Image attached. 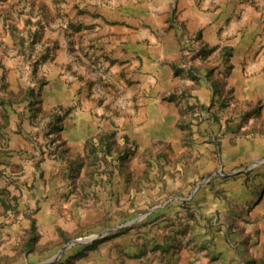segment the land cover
I'll list each match as a JSON object with an SVG mask.
<instances>
[{"label": "rangeland", "instance_id": "rangeland-1", "mask_svg": "<svg viewBox=\"0 0 264 264\" xmlns=\"http://www.w3.org/2000/svg\"><path fill=\"white\" fill-rule=\"evenodd\" d=\"M150 1L0 0V264H264V91L139 140H74L82 87L53 101L82 83L99 19Z\"/></svg>", "mask_w": 264, "mask_h": 264}, {"label": "crops", "instance_id": "crops-1", "mask_svg": "<svg viewBox=\"0 0 264 264\" xmlns=\"http://www.w3.org/2000/svg\"><path fill=\"white\" fill-rule=\"evenodd\" d=\"M132 9L105 15L114 26L99 19L102 38L90 46L88 65L75 68L81 84L69 76L71 86H53V101L63 105L82 87L72 139L113 132L134 140L168 137L200 107L213 102L217 110L220 94L233 105L235 97L264 91V0H151ZM81 261L111 264L106 251Z\"/></svg>", "mask_w": 264, "mask_h": 264}, {"label": "water", "instance_id": "water-1", "mask_svg": "<svg viewBox=\"0 0 264 264\" xmlns=\"http://www.w3.org/2000/svg\"><path fill=\"white\" fill-rule=\"evenodd\" d=\"M143 217H144V215L140 216L137 220L128 223V225H131V224H133V223L139 221V220L142 219ZM93 239H94V237L92 236V237H90V238H86V239L81 240V241H83V242H90V241H92ZM57 258H58V256H55L54 258H52L51 260H49V261H47V262H45V263H43V264H50L51 262L57 260Z\"/></svg>", "mask_w": 264, "mask_h": 264}]
</instances>
